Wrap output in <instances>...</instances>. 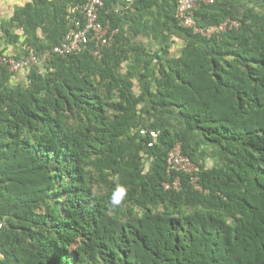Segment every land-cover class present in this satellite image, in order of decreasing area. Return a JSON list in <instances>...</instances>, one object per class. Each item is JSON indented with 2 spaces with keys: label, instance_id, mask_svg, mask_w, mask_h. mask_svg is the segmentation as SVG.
Segmentation results:
<instances>
[{
  "label": "trees",
  "instance_id": "16d2710c",
  "mask_svg": "<svg viewBox=\"0 0 264 264\" xmlns=\"http://www.w3.org/2000/svg\"><path fill=\"white\" fill-rule=\"evenodd\" d=\"M76 1L16 8L1 52L59 44ZM221 1L196 9L201 25L241 20L220 36L181 26L172 0H134L102 10L120 31L99 58L54 55L18 81L0 65V264H264V0ZM155 4L185 41L177 56L131 42ZM136 52L142 64L124 66ZM180 143L202 190L169 169ZM204 145L221 166L204 165Z\"/></svg>",
  "mask_w": 264,
  "mask_h": 264
},
{
  "label": "built area",
  "instance_id": "2783aa9c",
  "mask_svg": "<svg viewBox=\"0 0 264 264\" xmlns=\"http://www.w3.org/2000/svg\"><path fill=\"white\" fill-rule=\"evenodd\" d=\"M134 0H126L127 5L122 8L106 10V13L121 14L125 9L130 8ZM176 3V17L179 24L185 28L192 29L195 34L211 38L237 29L241 26L240 19L228 17L218 24L201 25L196 18V9L201 4H215L218 0H173ZM104 0H77L67 10L68 30L61 42L41 55L35 51L31 45L24 47V55L18 58L14 54L1 52L0 65H6L12 72L25 71L35 66H42L52 59L54 55H68L90 50L95 57L102 56V49L111 46L115 40V35L120 31L118 27L112 25L111 18L102 19V10L106 9ZM143 134L149 133L153 138L158 137L157 131L142 129ZM169 169L177 172H184L190 175L192 184L196 189L202 190L198 182L197 172L199 167L196 162L188 155L184 154L182 144L175 145L168 153ZM181 177L178 176L173 183L166 182L165 188L179 190ZM2 224H0L1 228Z\"/></svg>",
  "mask_w": 264,
  "mask_h": 264
},
{
  "label": "crops",
  "instance_id": "0c3cea01",
  "mask_svg": "<svg viewBox=\"0 0 264 264\" xmlns=\"http://www.w3.org/2000/svg\"><path fill=\"white\" fill-rule=\"evenodd\" d=\"M32 0H0V21L4 18H10L15 9L25 5L27 2ZM106 6L109 10H113L115 8H122L124 5L128 3L126 0H104ZM239 3H244L242 0H235ZM173 2V0H172ZM125 3V4H124ZM221 3L226 4V0L221 1ZM236 3L237 5H241ZM133 12H136V9L133 5L130 6ZM165 9L162 8L161 5L155 4L153 6L142 8L139 12V16L141 17L144 23H147V27L142 29V31L132 32L131 42L137 44L143 48L152 49L160 53L162 48L170 45V51L172 55L177 56L185 45V41L181 38H178L174 34L169 31V28L166 24V19L163 16V11ZM121 16L124 13L120 14ZM125 27L128 29L131 20L124 19ZM144 60V55L142 52L134 53L130 59L126 60L124 66L127 68H135L137 69L139 65L142 64ZM26 71H20L17 74L16 80H23L25 78ZM211 147L208 145H204L203 148ZM203 153V151H202Z\"/></svg>",
  "mask_w": 264,
  "mask_h": 264
},
{
  "label": "rangeland",
  "instance_id": "374dc122",
  "mask_svg": "<svg viewBox=\"0 0 264 264\" xmlns=\"http://www.w3.org/2000/svg\"><path fill=\"white\" fill-rule=\"evenodd\" d=\"M21 50H23L22 46H13L12 48H10L11 52H20ZM45 65L42 64V69H44ZM25 79V78H24ZM16 82V81H14ZM139 86H138V80H136V90H139ZM168 118H170V116H167ZM162 117L160 116L158 118V120H161ZM203 163L207 168H211V167H215V166H221L223 164V155L219 152V150L217 148L214 147H207L204 148L203 150Z\"/></svg>",
  "mask_w": 264,
  "mask_h": 264
}]
</instances>
